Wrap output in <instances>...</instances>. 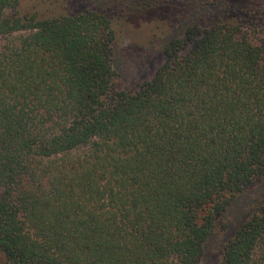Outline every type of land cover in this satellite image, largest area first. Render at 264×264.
<instances>
[{
    "label": "trees",
    "instance_id": "1",
    "mask_svg": "<svg viewBox=\"0 0 264 264\" xmlns=\"http://www.w3.org/2000/svg\"><path fill=\"white\" fill-rule=\"evenodd\" d=\"M77 1L0 0L3 264H264V0Z\"/></svg>",
    "mask_w": 264,
    "mask_h": 264
},
{
    "label": "rangeland",
    "instance_id": "2",
    "mask_svg": "<svg viewBox=\"0 0 264 264\" xmlns=\"http://www.w3.org/2000/svg\"><path fill=\"white\" fill-rule=\"evenodd\" d=\"M28 5V2L26 3ZM51 2H46L44 7H49ZM63 9H67L69 12H78L84 7H88L89 1L83 0L75 2L73 5L65 3L57 4ZM53 6V3H52ZM59 8V7H58ZM140 24V25H138ZM152 23L146 22H134L128 20H117L115 29L117 30V39L114 46V58L113 64L118 74V80L116 82L117 89L131 90L140 79L149 75V69L147 63L139 60V54L144 49L150 46L147 42L148 36L151 35V31L155 26L152 27ZM152 30L150 31V28ZM150 31V33H149ZM151 63L149 62V67ZM243 210H233L232 216H240L241 213H245V203H241ZM220 238H214L206 247L205 257L202 264H216L218 260V249L220 246ZM0 264H3V258L0 254Z\"/></svg>",
    "mask_w": 264,
    "mask_h": 264
}]
</instances>
